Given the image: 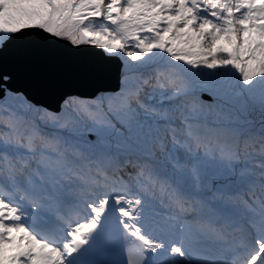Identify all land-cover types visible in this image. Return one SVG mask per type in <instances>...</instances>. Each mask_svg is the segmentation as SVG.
<instances>
[{"label": "snow or ice", "instance_id": "obj_1", "mask_svg": "<svg viewBox=\"0 0 264 264\" xmlns=\"http://www.w3.org/2000/svg\"><path fill=\"white\" fill-rule=\"evenodd\" d=\"M0 264H264V0H0Z\"/></svg>", "mask_w": 264, "mask_h": 264}, {"label": "water", "instance_id": "obj_2", "mask_svg": "<svg viewBox=\"0 0 264 264\" xmlns=\"http://www.w3.org/2000/svg\"><path fill=\"white\" fill-rule=\"evenodd\" d=\"M67 91L76 94H89L93 91V88L88 85L73 86L67 89ZM57 98H43V102L49 104L52 107L56 106Z\"/></svg>", "mask_w": 264, "mask_h": 264}, {"label": "rangeland", "instance_id": "obj_3", "mask_svg": "<svg viewBox=\"0 0 264 264\" xmlns=\"http://www.w3.org/2000/svg\"><path fill=\"white\" fill-rule=\"evenodd\" d=\"M165 206L169 207L166 203H164Z\"/></svg>", "mask_w": 264, "mask_h": 264}]
</instances>
